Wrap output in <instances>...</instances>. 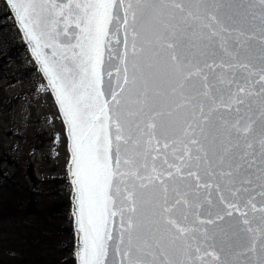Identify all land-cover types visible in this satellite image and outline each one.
Here are the masks:
<instances>
[{
    "label": "snow or ice",
    "instance_id": "6c2138e0",
    "mask_svg": "<svg viewBox=\"0 0 264 264\" xmlns=\"http://www.w3.org/2000/svg\"><path fill=\"white\" fill-rule=\"evenodd\" d=\"M6 2L68 126L80 264H264V0Z\"/></svg>",
    "mask_w": 264,
    "mask_h": 264
},
{
    "label": "rangeland",
    "instance_id": "374dc122",
    "mask_svg": "<svg viewBox=\"0 0 264 264\" xmlns=\"http://www.w3.org/2000/svg\"><path fill=\"white\" fill-rule=\"evenodd\" d=\"M10 21L13 23L0 0V30L3 25L11 26ZM0 33V47L13 53L11 62H15L4 73L7 79H0V95L7 97L0 100V152L13 166L12 173L18 174L16 179L27 186V194L34 196L33 213L22 224L27 231L28 227L32 231L40 229L41 223L48 226L40 240H47L49 245L32 247L33 255L27 263L74 264L71 215L65 208L66 201L69 203V185L63 126L36 66L23 51V43H18L21 38L14 23L11 30L6 28ZM28 203H22L23 207L27 208Z\"/></svg>",
    "mask_w": 264,
    "mask_h": 264
},
{
    "label": "trees",
    "instance_id": "16d2710c",
    "mask_svg": "<svg viewBox=\"0 0 264 264\" xmlns=\"http://www.w3.org/2000/svg\"><path fill=\"white\" fill-rule=\"evenodd\" d=\"M10 25L13 26L11 21ZM11 26L3 25L0 32H5L6 28L11 30ZM21 41L18 43L21 44ZM21 47L23 51L26 50L24 44H21ZM7 52V50H3L0 47L1 80H4L3 78L7 79L4 73L15 63L14 61L11 62V54L13 53ZM5 99L7 97L1 94L0 100L3 101ZM3 154V152H0V264H28L27 261L33 255L32 247L38 249L43 247L42 244L49 245L47 240L41 242L42 238H44V233L46 234L47 232L48 226L41 223L42 227L40 229L38 228L32 231L31 227H28L27 231L26 226L22 224L33 213L34 205L32 204L34 202V196L32 193L27 194V186L20 184V181L16 179V177L18 178V174L12 173L13 166L8 159H5ZM26 200L30 203H28L27 208H24L22 203ZM30 205L32 207H29ZM65 208L66 212L69 213L68 201L65 203ZM29 230L31 235L29 234ZM35 231L37 236L33 238Z\"/></svg>",
    "mask_w": 264,
    "mask_h": 264
},
{
    "label": "water",
    "instance_id": "95a60500",
    "mask_svg": "<svg viewBox=\"0 0 264 264\" xmlns=\"http://www.w3.org/2000/svg\"><path fill=\"white\" fill-rule=\"evenodd\" d=\"M13 21L15 24V27L17 29V31L19 32V35L26 47L27 53L30 56L31 60L33 61L34 65L36 66L47 90L49 91V94L52 98V101L56 107L58 116L60 118V121L62 123L63 126V132H64V136H65V140H66V151H67V162H66V178L69 184V206H70V215H71V224H72V231H73V257H74V264H80V257H79V253H80V248H81V234L77 231V200H76V188L73 185L72 181H73V176H72V152H71V146H72V142L71 139L68 135V126L67 123L65 121L63 112L60 109L59 103L56 100V95L55 92L53 91L52 87L49 84V80L48 77L45 75V73L43 72L41 65L39 64V62L36 60V57L34 56L33 52H32V47L31 45L27 42V40L24 37L23 32L20 30V26L18 24V22L16 21V17H15V13L12 11L11 6L6 2V0H3ZM239 4V0H223V11L225 12L226 15L228 16H236L239 20L240 23H246V20L244 18H242L240 16L239 10L237 5ZM256 4H257V9L259 7V0H256ZM50 53V50H46ZM259 50L256 49L255 51L252 52V56L254 58V60L258 63L259 62ZM29 177L30 180H32V175L30 174V166H29ZM257 199H259V197H257ZM116 231L119 230V225H118V221H117V225L115 228Z\"/></svg>",
    "mask_w": 264,
    "mask_h": 264
}]
</instances>
